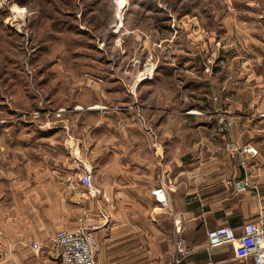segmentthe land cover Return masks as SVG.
<instances>
[{"label":"rangeland","instance_id":"rangeland-1","mask_svg":"<svg viewBox=\"0 0 264 264\" xmlns=\"http://www.w3.org/2000/svg\"><path fill=\"white\" fill-rule=\"evenodd\" d=\"M155 86L174 88L194 131L219 121L223 148L263 150L264 0H0V134L14 169L33 172L55 148L80 156L82 121L123 105L158 143L144 101ZM77 160L78 182L89 166Z\"/></svg>","mask_w":264,"mask_h":264},{"label":"crops","instance_id":"crops-1","mask_svg":"<svg viewBox=\"0 0 264 264\" xmlns=\"http://www.w3.org/2000/svg\"><path fill=\"white\" fill-rule=\"evenodd\" d=\"M173 90L155 86L144 97L158 143L143 124L126 119L132 107L94 111L90 115L98 118L83 120L84 136H75L80 156L69 149L62 155V148L42 151L30 172L14 169L12 135L0 134V264H62L54 236L81 219L97 236V264H255L238 257L235 244L209 246L208 232L224 223L239 233L248 220L264 223V149L223 148L216 141L219 121L203 118L194 131ZM78 158L92 168L96 195L77 182ZM243 177L251 184L237 191ZM160 179H169L166 211L153 193ZM174 240H181L179 250Z\"/></svg>","mask_w":264,"mask_h":264},{"label":"built area","instance_id":"built-area-1","mask_svg":"<svg viewBox=\"0 0 264 264\" xmlns=\"http://www.w3.org/2000/svg\"><path fill=\"white\" fill-rule=\"evenodd\" d=\"M89 192L97 194L93 185L92 168L80 175ZM250 182L247 178L236 181L237 188H245ZM153 193L160 204L169 205L167 188L163 183L158 184ZM82 221V220H81ZM80 221V222H81ZM208 245L217 246L226 243L235 244L238 257H251L255 264H264V223L248 220L244 223L243 231L237 232L230 223H224L211 228L208 232ZM54 241L59 248L62 264H97L96 249L97 236L95 232L80 223L73 228H61L55 236ZM34 246L40 247L38 241Z\"/></svg>","mask_w":264,"mask_h":264}]
</instances>
